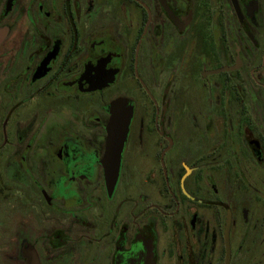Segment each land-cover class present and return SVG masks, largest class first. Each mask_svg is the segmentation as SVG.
Listing matches in <instances>:
<instances>
[{"label":"flooded vegetation","instance_id":"flooded-vegetation-1","mask_svg":"<svg viewBox=\"0 0 264 264\" xmlns=\"http://www.w3.org/2000/svg\"><path fill=\"white\" fill-rule=\"evenodd\" d=\"M0 264H264V0H0Z\"/></svg>","mask_w":264,"mask_h":264},{"label":"water","instance_id":"water-1","mask_svg":"<svg viewBox=\"0 0 264 264\" xmlns=\"http://www.w3.org/2000/svg\"><path fill=\"white\" fill-rule=\"evenodd\" d=\"M110 111L111 117L107 125L106 151L102 162L108 190L113 188L118 177L120 156L130 119V112L126 103L122 100L114 102Z\"/></svg>","mask_w":264,"mask_h":264}]
</instances>
